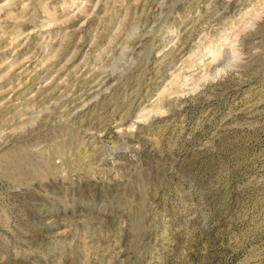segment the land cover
I'll return each instance as SVG.
<instances>
[{
  "label": "rangeland",
  "instance_id": "1",
  "mask_svg": "<svg viewBox=\"0 0 264 264\" xmlns=\"http://www.w3.org/2000/svg\"><path fill=\"white\" fill-rule=\"evenodd\" d=\"M0 264H264V0H0Z\"/></svg>",
  "mask_w": 264,
  "mask_h": 264
}]
</instances>
